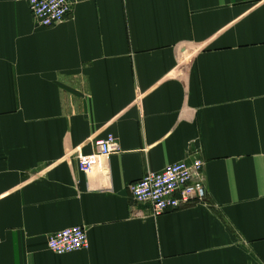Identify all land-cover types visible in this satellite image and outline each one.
Listing matches in <instances>:
<instances>
[{
	"label": "crops",
	"instance_id": "obj_1",
	"mask_svg": "<svg viewBox=\"0 0 264 264\" xmlns=\"http://www.w3.org/2000/svg\"><path fill=\"white\" fill-rule=\"evenodd\" d=\"M197 161L203 203L134 201ZM73 227L89 248L51 252ZM0 264H264V0H77L51 28L0 0Z\"/></svg>",
	"mask_w": 264,
	"mask_h": 264
},
{
	"label": "built area",
	"instance_id": "obj_2",
	"mask_svg": "<svg viewBox=\"0 0 264 264\" xmlns=\"http://www.w3.org/2000/svg\"><path fill=\"white\" fill-rule=\"evenodd\" d=\"M26 2L33 18L44 28H51L67 21L77 0H14ZM95 152L80 160V169L84 173L100 164L102 159L109 158L117 147L116 138L108 136L97 139ZM203 170L201 161L189 165L179 162L167 166L162 172L147 173L130 188L134 201L152 206L153 217L176 212L191 204H201L207 198L204 184L198 177ZM49 249L58 256L72 254L89 248L87 231L83 227H73L53 234L49 240Z\"/></svg>",
	"mask_w": 264,
	"mask_h": 264
}]
</instances>
